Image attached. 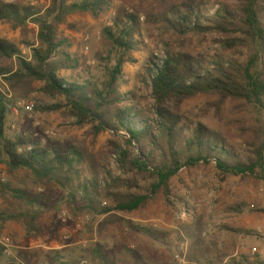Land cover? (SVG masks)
I'll return each mask as SVG.
<instances>
[{
    "label": "trees",
    "instance_id": "1",
    "mask_svg": "<svg viewBox=\"0 0 264 264\" xmlns=\"http://www.w3.org/2000/svg\"><path fill=\"white\" fill-rule=\"evenodd\" d=\"M160 1L164 9L148 16L146 23L179 37L221 35L220 44L231 55L208 61L204 56L167 47L165 57L148 66L155 101L151 113L133 103L132 93L122 92L125 66L136 63L134 54L144 46V22L139 13L124 12L105 28L107 57L101 58L104 73L97 77L90 70L89 76L81 74L82 58L72 51L73 43L62 27L68 17L78 14L101 18L111 10L112 0H54L45 11L0 2V22L15 30L25 29L29 23L39 28L38 43L27 44L31 58L17 44L0 37V81L6 82L21 100L28 99L35 84L40 83L43 94L64 100V104L39 108L42 113L64 112L76 119L79 127L93 125L95 136L111 132L124 140V146L113 143L123 176L108 173L102 177L99 167L90 164L76 146L43 145L39 140L10 136L14 103L0 91V161L13 178L26 171L36 185H60L69 193L72 211L103 218V231L127 223L134 232L155 239L159 236L155 230L126 222L122 215L144 210L159 197L168 205L180 203L173 181L183 170L214 165L221 182L239 178L264 186V0L222 3L213 14H208L206 4L197 0L167 6L166 0ZM69 72L72 75H66ZM199 96L217 98L219 109L229 102L235 104L242 145L204 122L187 119L183 113L186 103ZM0 196L20 207L16 214L0 213V223L23 222L28 237L33 236L38 231L44 198L27 186L1 183ZM182 229L191 244L190 260L199 262L209 251L202 238L203 221L197 218ZM5 250L0 245V259ZM82 260L119 264L116 255L100 245L84 250ZM80 263L59 257L50 264ZM228 264L264 262L244 256Z\"/></svg>",
    "mask_w": 264,
    "mask_h": 264
},
{
    "label": "rangeland",
    "instance_id": "2",
    "mask_svg": "<svg viewBox=\"0 0 264 264\" xmlns=\"http://www.w3.org/2000/svg\"><path fill=\"white\" fill-rule=\"evenodd\" d=\"M36 7L39 10L51 8L54 0H0V2ZM74 1V0H72ZM184 0H166L165 6ZM206 4L208 14H213L219 4L233 5L235 0H197ZM164 9L160 0H112L111 10L99 19L87 14L70 16L62 27L64 35L73 43L72 51L82 58L81 74L94 76L104 73L106 48L103 32L113 25V21L124 12L139 13L143 29L142 51L136 52V63H129L124 69L123 93L133 94V103L143 112H154L155 101L152 97L151 74L148 66L159 62L166 55L167 47L175 51H188L196 56H204L213 61L218 56H230L220 41L223 36L208 34L205 36L189 35L179 37L164 31L161 26L146 23V18L157 15ZM39 28L29 23L25 29L15 30L12 25L0 22V37L17 44L27 58H31V47L27 44L38 43ZM169 44L171 46H169ZM11 64H14L11 62ZM66 75H72L71 72ZM42 84H35V91L28 99L16 97L3 80L0 91L4 92L13 103L32 100L36 107L33 112L25 113L15 110L9 120V135L23 136L27 139L39 140L43 145L52 143L72 145L83 151L90 164L99 167L102 177L110 173L116 177L123 176L118 160H115L113 143L124 146L122 136L105 132L95 136L93 125L79 127L76 119L64 112L42 113L39 108L64 104L62 98H51L41 92ZM215 103L217 98L199 96L188 101L183 113L194 122H204L211 128L227 136L237 145L243 144L241 131L237 121L235 104L229 102L219 109ZM14 106V105H13ZM121 135L127 137L125 132ZM128 138V137H127ZM5 176L6 183L25 187L32 193L44 198L40 209L38 231L28 237L23 222L0 223V245L5 247L8 241L10 254L0 259V264H50L57 258L63 261H76L82 264L83 251L95 246H107L117 258L119 264L142 261L144 264H228L242 257H251L253 248L264 252V186L258 182L239 178H231L221 182L214 165L193 170H183L173 181L175 197L180 203L168 205L159 197L146 209L133 214L122 215L126 222L151 228L159 236L143 237L130 229L127 223L110 226L106 231L101 229L103 218L93 215H76L68 200L66 192L57 183L36 185L32 176L21 171L13 178L5 164L0 161V178ZM108 177V175H107ZM26 185H20L24 182ZM0 196V213L16 214L20 212L18 205H12ZM109 205V202L105 201ZM179 206L188 208L191 213L186 221L177 217ZM66 214L63 217V214ZM203 221L202 238L207 242L209 251L199 262L190 260V242L183 232V226L195 219ZM211 226L207 236L204 231ZM180 262L176 256L182 253ZM6 248V247H5ZM132 252L134 254L132 255ZM132 255V256H131ZM90 264V263H89Z\"/></svg>",
    "mask_w": 264,
    "mask_h": 264
},
{
    "label": "built area",
    "instance_id": "3",
    "mask_svg": "<svg viewBox=\"0 0 264 264\" xmlns=\"http://www.w3.org/2000/svg\"><path fill=\"white\" fill-rule=\"evenodd\" d=\"M8 97V96H7ZM35 107H36V104H35V102L34 101H32V100H27V101H16L15 103H14V109L17 111V110H19V111H23V112H25V113H31V112H33L34 111V109H35ZM27 149H32V147L31 146H27ZM23 151V149H21L20 150V152H22ZM118 159V157L117 156H115V160H117ZM0 182H2V183H6L7 182V178L5 177V176H3V177H1L0 178ZM65 213L63 214V217H65ZM190 215H191V213L188 211V208H186V207H184V206H179V208H178V214H177V218L180 220V221H186V220H188V218L190 217ZM210 229H211V226L210 225H208V228L204 231V233H203V236H207L208 234H209V232H210ZM260 234L262 235V236H264V231H262V232H260ZM6 242L7 243H5V247H6V253L7 254H10V251H9V245H8V241L6 240ZM184 245L182 246V253H180V254H178L177 256H176V258L180 261V262H184V260H182V254H183V251H185L184 250ZM250 259L252 260V261H255V260H262L263 262H264V252L263 251H261L259 248H253V250H252V253H251V257H250ZM82 264H89V262L88 261H84Z\"/></svg>",
    "mask_w": 264,
    "mask_h": 264
}]
</instances>
